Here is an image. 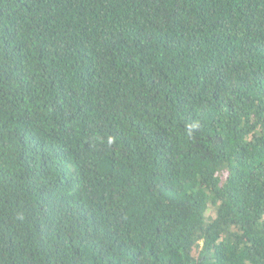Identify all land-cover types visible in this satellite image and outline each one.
Returning <instances> with one entry per match:
<instances>
[{
  "label": "trees",
  "instance_id": "trees-1",
  "mask_svg": "<svg viewBox=\"0 0 264 264\" xmlns=\"http://www.w3.org/2000/svg\"><path fill=\"white\" fill-rule=\"evenodd\" d=\"M0 264H264V0H0Z\"/></svg>",
  "mask_w": 264,
  "mask_h": 264
}]
</instances>
